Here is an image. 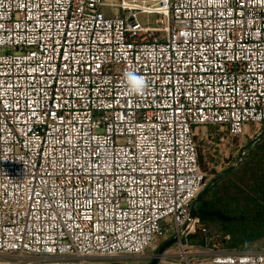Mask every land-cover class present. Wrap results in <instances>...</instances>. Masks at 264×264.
Returning <instances> with one entry per match:
<instances>
[{
  "label": "built area",
  "instance_id": "2783aa9c",
  "mask_svg": "<svg viewBox=\"0 0 264 264\" xmlns=\"http://www.w3.org/2000/svg\"><path fill=\"white\" fill-rule=\"evenodd\" d=\"M252 124L264 0H0V264L154 257L172 237L157 264H264L187 250L207 232L197 130L221 145Z\"/></svg>",
  "mask_w": 264,
  "mask_h": 264
},
{
  "label": "trees",
  "instance_id": "16d2710c",
  "mask_svg": "<svg viewBox=\"0 0 264 264\" xmlns=\"http://www.w3.org/2000/svg\"><path fill=\"white\" fill-rule=\"evenodd\" d=\"M208 157L198 144L199 163L205 172L212 162ZM197 207L204 225L219 226L218 238L224 247L248 251L256 243L264 242V136L247 149L238 165ZM201 235L192 234L189 241L204 245L207 236Z\"/></svg>",
  "mask_w": 264,
  "mask_h": 264
},
{
  "label": "rangeland",
  "instance_id": "374dc122",
  "mask_svg": "<svg viewBox=\"0 0 264 264\" xmlns=\"http://www.w3.org/2000/svg\"><path fill=\"white\" fill-rule=\"evenodd\" d=\"M107 2L119 1V0H106ZM151 20L152 24L155 25L156 15H141L140 19L145 22L147 18ZM262 129V128H261ZM257 129V126L252 124L248 126L246 133L241 136L228 139L225 143L221 145L216 144L215 138H213L214 131L212 128H199L197 130V141L199 147L203 150L204 153H208L210 157L208 170H207V184L222 170L233 165L239 157V154L242 148L251 140L256 134L261 130ZM211 136V137H210ZM238 165V164H237ZM207 232L205 234L198 233L207 236V241L204 245H201L199 242H194L193 247L187 249L192 251L196 256H205L209 252H218V251H231L230 249L224 247L218 238L221 236V232L218 230V225L207 226ZM201 235V236H202ZM166 239V236L164 237ZM264 250V242H258L253 245L248 251H260ZM153 253V250L146 252L141 256H131L123 255L117 257H92L90 258L89 264H148L152 257L149 255Z\"/></svg>",
  "mask_w": 264,
  "mask_h": 264
},
{
  "label": "water",
  "instance_id": "95a60500",
  "mask_svg": "<svg viewBox=\"0 0 264 264\" xmlns=\"http://www.w3.org/2000/svg\"><path fill=\"white\" fill-rule=\"evenodd\" d=\"M264 136V128H262L255 137H253L251 140H249V142L242 148L238 159L236 160V162L231 165L230 167L222 170L221 172H219L208 184H206V186L204 187V189L198 194V196L194 199V201L191 204V216H197L198 215V207L197 204L202 201V199L208 194V192L210 190H212L222 179L223 177L230 172L231 170H233L237 164L242 160L243 156L245 155V153L247 152V149L252 146L253 144H255L256 142H258L262 137ZM177 241L176 237H172L169 238L167 240H165L157 249V252L155 254L154 257H152L151 261L148 264H157L160 258V255L167 249L169 248L171 245H173L175 242Z\"/></svg>",
  "mask_w": 264,
  "mask_h": 264
},
{
  "label": "clouds",
  "instance_id": "9594fccd",
  "mask_svg": "<svg viewBox=\"0 0 264 264\" xmlns=\"http://www.w3.org/2000/svg\"><path fill=\"white\" fill-rule=\"evenodd\" d=\"M125 80L130 93L133 94H142L147 87L145 78L135 72L125 73Z\"/></svg>",
  "mask_w": 264,
  "mask_h": 264
}]
</instances>
